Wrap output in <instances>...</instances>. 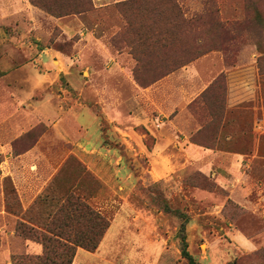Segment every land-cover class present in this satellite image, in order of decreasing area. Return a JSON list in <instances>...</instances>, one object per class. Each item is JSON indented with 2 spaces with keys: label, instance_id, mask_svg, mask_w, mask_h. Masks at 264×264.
<instances>
[{
  "label": "rangeland",
  "instance_id": "1",
  "mask_svg": "<svg viewBox=\"0 0 264 264\" xmlns=\"http://www.w3.org/2000/svg\"><path fill=\"white\" fill-rule=\"evenodd\" d=\"M36 1L49 14L36 31L0 17V264L27 252L11 213L87 226L85 205L107 223L96 251L112 263L191 264L185 224L199 264H264V0H181L229 32L201 24L195 43L209 51L153 82L164 57L137 34L157 24L153 3ZM35 148L32 182L51 179L25 211L11 153Z\"/></svg>",
  "mask_w": 264,
  "mask_h": 264
},
{
  "label": "trees",
  "instance_id": "2",
  "mask_svg": "<svg viewBox=\"0 0 264 264\" xmlns=\"http://www.w3.org/2000/svg\"><path fill=\"white\" fill-rule=\"evenodd\" d=\"M38 6V1L31 0ZM250 1V0H248ZM181 0H132L143 8H148L150 3L154 4L156 25L151 23L143 24L137 29V34L141 44L145 45L157 55L163 56L164 63L157 64V75L152 81L186 65L209 50H203L201 44L195 43V38L199 36V26H209L212 29L223 30L228 33L225 24L217 17L216 11L208 8L204 11L194 12L189 15L184 12ZM251 3L253 1L251 0ZM170 5V12H166L163 7ZM91 7L87 10H90ZM260 17V14L258 13ZM238 24V23H237ZM132 24L127 27L130 33ZM136 32V31H135ZM137 80L142 84H148L140 79L135 73ZM220 79V78H218ZM84 218L89 216L87 226H81L80 221L75 220L71 214H65L62 218L57 215L50 222L45 223V228H39L30 224L27 219L17 221L16 233L25 239H30L41 243L43 250L41 253H20L12 256L13 264H72L74 262L77 248L83 247L90 251H95L101 242L103 228L106 226L101 215L95 213L88 205L81 207ZM80 211V212H81ZM101 222H103L101 224ZM102 225V231L101 226ZM186 225L182 224L181 251L191 264H199L188 249L187 237L185 234ZM73 231L76 234H73Z\"/></svg>",
  "mask_w": 264,
  "mask_h": 264
},
{
  "label": "crops",
  "instance_id": "3",
  "mask_svg": "<svg viewBox=\"0 0 264 264\" xmlns=\"http://www.w3.org/2000/svg\"><path fill=\"white\" fill-rule=\"evenodd\" d=\"M118 1V0H117ZM107 3L98 2L95 0V6L96 7H102L106 5ZM43 16H49L47 12H45L43 9H41L39 6H36L32 3L31 0H0V17H2L5 21H11V25L16 29L19 27L22 31L29 30V31H36L37 27L39 26L38 19ZM51 16V15H50ZM53 17V16H51ZM59 20L58 18H56ZM102 40L104 38H93L94 44H100L101 46L107 48L106 42L102 43ZM50 57L52 58L55 53L50 51V49H47ZM120 56H122L120 54ZM115 63L117 61L114 59ZM108 62V59L106 60ZM190 69H193L195 67V64L189 65ZM36 87L33 91H36ZM44 101V100H43ZM42 106V104L40 103ZM44 105H47L44 103ZM42 108H48V107H42ZM89 114L93 116V120H96V125L98 124L97 118L89 111ZM81 120V119H80ZM82 122V120H81ZM85 126H88L85 124V122H82ZM12 138V137H11ZM99 142V138L96 139V142ZM87 144H95L96 142H91V138H87L85 141ZM37 152L36 148L31 149L27 153L20 154L18 156H14L11 153V177L15 183V187L17 188V191L20 195L22 207L25 211H28L31 206L33 205L35 198L39 196L43 191L45 190L48 182L51 178L48 180H42L44 184L41 185L40 181L38 182H32V178L37 176L36 178L43 177L41 174V171L33 170L32 164L33 162L37 161ZM31 162L30 166L28 164ZM41 174V175H40ZM40 176V177H39ZM20 218V216L11 213V220H13L14 223L17 222V219ZM113 227V224H112ZM16 228H11V238L17 237L16 235ZM110 234V231L107 232V236ZM12 240V239H11ZM29 253H41L43 250V247L41 243L26 239V249ZM100 250V249H99ZM137 251V249H135ZM150 250V249H149ZM138 252V251H137ZM154 252V249H152V253ZM14 253L13 246L11 245V255ZM137 254V253H135ZM98 259L104 263V264H118L116 262H113L105 259V257H102L101 254L98 253V250L96 251H90L83 247H78L76 256L74 259L73 264H94L95 262H98ZM107 262V263H106ZM151 264V263H150ZM155 264V263H154Z\"/></svg>",
  "mask_w": 264,
  "mask_h": 264
}]
</instances>
